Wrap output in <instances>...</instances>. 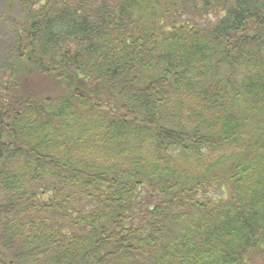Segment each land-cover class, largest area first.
Wrapping results in <instances>:
<instances>
[{
    "label": "trees",
    "instance_id": "1",
    "mask_svg": "<svg viewBox=\"0 0 264 264\" xmlns=\"http://www.w3.org/2000/svg\"><path fill=\"white\" fill-rule=\"evenodd\" d=\"M12 2L0 264H264V0Z\"/></svg>",
    "mask_w": 264,
    "mask_h": 264
},
{
    "label": "rangeland",
    "instance_id": "2",
    "mask_svg": "<svg viewBox=\"0 0 264 264\" xmlns=\"http://www.w3.org/2000/svg\"><path fill=\"white\" fill-rule=\"evenodd\" d=\"M12 3V4H11ZM11 4V15L13 18L21 17V10L17 3L12 0H0V60L5 57H11L12 43L14 40L13 32L2 22L1 15H5L4 8ZM4 11V12H3Z\"/></svg>",
    "mask_w": 264,
    "mask_h": 264
}]
</instances>
